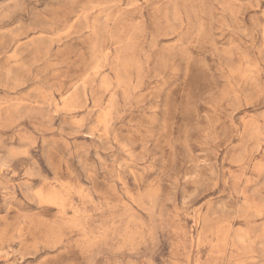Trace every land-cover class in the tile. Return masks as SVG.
<instances>
[{"label":"rangeland","instance_id":"obj_1","mask_svg":"<svg viewBox=\"0 0 264 264\" xmlns=\"http://www.w3.org/2000/svg\"><path fill=\"white\" fill-rule=\"evenodd\" d=\"M0 264H264V0H0Z\"/></svg>","mask_w":264,"mask_h":264}]
</instances>
